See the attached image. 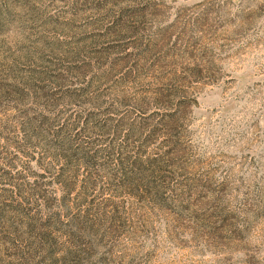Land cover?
<instances>
[{"label":"rangeland","instance_id":"1","mask_svg":"<svg viewBox=\"0 0 264 264\" xmlns=\"http://www.w3.org/2000/svg\"><path fill=\"white\" fill-rule=\"evenodd\" d=\"M1 16L0 264H264V0H0ZM178 109L176 149L162 130L140 144L139 121ZM52 124L82 146L67 162ZM139 150L171 153L156 191L127 173ZM76 173L90 182L69 195Z\"/></svg>","mask_w":264,"mask_h":264},{"label":"trees","instance_id":"2","mask_svg":"<svg viewBox=\"0 0 264 264\" xmlns=\"http://www.w3.org/2000/svg\"><path fill=\"white\" fill-rule=\"evenodd\" d=\"M0 20L6 21L3 23H0V33H1L5 28L4 24H6L8 21L11 22L13 20L8 19L7 17H3V16H1ZM180 105H181V102L179 106ZM158 112L159 111H156V113ZM44 119L47 120L48 118L45 117ZM159 120L162 121V119H159ZM182 120H183V113L180 109H178L176 112H172L169 114V118L167 119V121L162 124L163 129H159V125H158L159 121L157 123H154L155 122L154 118H151V121H148V122L139 121L137 123L138 124L137 128L140 130L137 133V140L140 142L142 146H145V145L148 146L149 138L153 134L156 133V130H162L167 134L168 139H171L170 140V142H172L171 146L176 145L175 147L176 149L179 138H180L177 135V130L181 129ZM44 124L45 122L43 121L41 127H43ZM54 125L55 124H52L51 126L47 125V128L45 129L47 130V133L52 136L51 140H49V142L47 143L50 144L53 150H57V149L63 150L65 153L61 155V158L65 162H67L70 156H76L77 151L82 150V146L81 144H76L75 139L71 138L70 140L68 136H65V135L61 136L62 134H64V128H65L64 126L62 125L58 126V128H55V130L53 131L52 127L54 128ZM128 126H130L131 128L133 127L132 124ZM147 150L145 151L139 150L141 152L137 151V154L127 155L126 161L128 162V165L130 164V169L129 171H127V173L129 174L130 177L132 175V178H134V181L137 182V190L148 192V191H153V189L156 191V189L152 187L153 182H154L153 178H155V176H157V174H159V172L162 170L161 168H162L163 163H165L166 161L170 159L171 153L167 154L166 157L164 155V157L162 158V161H160L159 158H157L151 152L148 153ZM114 154L116 156L115 157L116 159L121 158L122 153L115 151ZM78 176L76 173L73 177H71V180L67 181V185L69 186V189H68L69 195L74 193V191L76 190V185H78V182L80 181ZM80 182L87 183V182H90V180L86 178V179H82V181ZM80 193H81V190L79 191V193H76L77 196H79ZM59 222L63 223L61 217L59 219ZM43 245H46V244H43ZM50 252H52V249L49 250V253Z\"/></svg>","mask_w":264,"mask_h":264}]
</instances>
